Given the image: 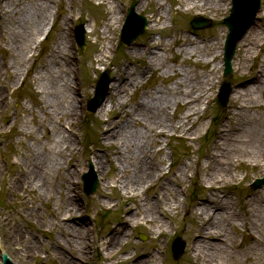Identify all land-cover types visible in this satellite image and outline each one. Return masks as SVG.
<instances>
[{"label":"bare ground","instance_id":"6f19581e","mask_svg":"<svg viewBox=\"0 0 264 264\" xmlns=\"http://www.w3.org/2000/svg\"><path fill=\"white\" fill-rule=\"evenodd\" d=\"M30 1L20 20H16L15 15L19 0H4L0 5V50L6 51L8 57L0 61V112L8 105L4 91L10 81L14 82L16 76L19 79L20 71L27 74L24 70L30 59L27 55L36 35L47 24L50 4L60 0ZM100 1L107 7V22L96 43L103 38L108 39V43L102 51L99 50L96 64L106 66L111 63V39L107 34L122 24L124 13L120 4L115 3L119 0ZM173 1L186 14L198 12L204 16H216L229 8L228 0ZM134 10L137 13L148 10L150 15L146 17V25L150 33L145 42L128 47L126 52L130 58L127 64H114L115 78L108 82V93L101 104L104 106L108 100L105 116L113 114L111 119L108 116L100 123L99 136L104 154L93 149L89 151L96 176L98 179L102 176L103 180L98 182L102 187L98 196L107 197L110 184L105 182L106 176L112 167L115 168L112 179L121 190L124 215L110 227L109 235L91 240L90 218L76 194L71 168L77 146L72 132L81 115L78 88L72 84L77 80L73 63L75 54L69 36L74 17L73 11L63 14L62 11L57 12L56 7L53 22L58 19L57 36L48 51L49 59L41 63V70L37 72L36 80L41 82L37 91L42 97L38 103L40 116L33 109L29 110L31 120L39 126L37 132L41 137L34 131L33 125L20 122L24 126L17 130L18 134L27 138L30 144L24 143L22 138L17 140L22 145L18 151L22 162L14 172L9 173L4 186V191L17 201V206L10 211L0 210V228L5 229L0 238L4 240L2 246L7 250L6 255L19 257L25 262L39 259L37 263H41L52 259L56 264H91L92 252L103 249L107 252L106 259H112L108 264H158L161 259L160 241L154 238L168 233V220L183 208L186 216L193 220L191 226L184 222L180 224V229L187 232L190 240V264L232 263L235 259L233 249H238L240 245H235L231 235L237 223L248 232H257L252 244L245 249V260L251 264H264V189L260 194L243 198L247 206L244 203V209L239 208L242 213L236 210L235 202L223 191L228 182L240 179L236 170L241 162H249L257 171L264 169V29L261 22L264 0L255 14L256 19L252 20L254 22L246 25L244 35L236 40L228 61L236 81L231 85L228 96L226 122L218 127L202 161L184 162L177 168H172L170 162L167 170L160 157L162 148H156L161 145L160 138L177 131L187 139L195 138L200 130L199 121L204 116L201 106L211 99L212 89L218 82V69L227 70V65L225 61L223 64L220 61V65L214 63L198 73L195 69H182L173 62L166 76L172 78L170 85L145 90L137 101L129 102L125 96L128 90H137L145 83L148 77L145 69L151 73L157 68L161 59L157 49H162L165 55L172 51L170 44L164 46V42L154 38V34L161 29L157 25L169 20L171 8L166 9L163 0H139ZM83 25L88 34L93 32L86 23ZM177 37V34L172 37V43L178 47L176 53H182L185 58L207 55L212 52V45L219 48L213 52V60L217 55L225 54V44L220 48L218 34L214 36V43L206 38L200 41L184 34ZM237 49L239 55L230 63ZM131 58H145L144 66L133 71ZM164 59L167 60V57L164 56ZM22 66L23 69L20 68ZM220 89L226 92L223 85ZM180 106L184 107V112L178 117L175 111ZM12 120L10 128L22 121L17 112ZM2 174L0 169L1 179ZM261 177L264 181V174ZM191 178L198 181L201 194L198 201L187 208L183 205L184 191ZM44 203L49 205V219L44 217ZM33 220H36L35 224L31 223ZM23 223L30 231L23 228ZM138 224L145 225L153 238L149 241L152 248H140L137 253L135 247L129 250L124 246L130 242L132 230ZM38 229L47 234L43 235L47 240L41 239Z\"/></svg>","mask_w":264,"mask_h":264},{"label":"rangeland","instance_id":"374dc122","mask_svg":"<svg viewBox=\"0 0 264 264\" xmlns=\"http://www.w3.org/2000/svg\"><path fill=\"white\" fill-rule=\"evenodd\" d=\"M3 1L4 0H0V5L3 3ZM132 1L134 0L115 1V3L120 4L124 13L122 24L126 17L128 7ZM135 1L136 3L139 2V0ZM228 1L230 7L231 0ZM262 1L263 0H260V6L262 5ZM100 2V0H60L59 2H53L50 4V16L48 18L47 24L44 30L36 35L34 42L31 45V49L27 55L28 58L30 57L27 66H25L26 68H24V70L27 71V74L25 75L20 71V78L18 79L17 76L15 77V81L17 83L15 84V81H10L8 89L4 91V97L7 99L8 105L4 111L0 112V124L2 125V128L0 129V169L1 174L3 173V178H0V210L10 211L14 206H17V201L4 191V186L5 182H7L9 178V173L14 172V170L17 169L16 167H18V165L22 162V158L18 152L22 148V145L18 144L17 140L22 138V140L25 141L24 143L30 144V141L27 138L25 139L18 134L17 130L24 126L23 123L20 122L24 121L29 126L33 125L34 131H36L38 136L41 137L40 132H37L39 126L36 122L34 123L31 120L32 118L30 116L29 110L33 109L35 113L40 116L38 103L42 97L39 95V93H37V91L40 90L39 85L41 82L40 79H36L38 78L37 72L41 70V63L46 62L49 59L48 51L53 45L54 39L57 36L58 19L53 22V15L55 13L56 7L57 12L62 11L63 14H69L71 11H73L74 20L70 23L72 25L70 26L69 36L73 44L72 51L75 54L73 63L77 73V80H75L72 84L78 88L77 96L80 99L78 101V105L81 109V115L78 119L77 125L75 126V130L72 132L74 134L73 137L76 139L77 146L73 156V165L71 168L74 172L73 177H75L74 184L77 187L76 194L79 196L81 206L85 207L87 210V216L90 218L88 225L91 230V240L94 238L99 240L103 236L109 235L110 227L116 225L124 215V202L122 201V193L120 188L116 183L113 182L112 179L116 173L114 167L108 171L105 180V182H109L110 184V189L107 190V197L98 196L99 191L102 190L100 185L97 186L93 194L88 196H86L82 190V174L89 171L91 167L96 176V170L94 168L89 151L93 149L101 155L104 154V146L102 145L101 138L99 136L101 119H106L108 116L111 119L113 115L109 114L107 117L105 116L106 114L104 112H106L109 106L108 100L105 101L104 106H101V108H104L103 110L100 108L97 113L95 112L93 114L87 112L86 102L93 95L94 84L99 74L103 70L108 69L110 81H113L115 78V72L113 71L114 64H127V60L130 58L126 52L128 47L134 43L141 41L145 42L148 39V34L150 33V30H148L146 27L144 33L135 41L127 46H123L119 42V32L122 26L121 24L117 29L111 30L107 34L111 39V48L109 51V59L111 63L106 64V66L96 64V58L100 54L99 50L102 51L104 46L108 43V39L104 38L101 41L98 40L99 42L96 43L98 35L102 33L103 30H105L107 22V7L103 4H100ZM30 3V0H19V6L17 5L18 9L15 14L17 17L16 20L21 19V16L27 11ZM163 4L166 9H168V7L171 8V13L168 14L169 20L167 19L163 25H157L161 29L158 31L159 33L154 34V38L155 40H160L162 43L164 42V46H166V44H170L172 46V51L169 50L165 55L162 49H157L159 55H161V59L157 63V68L152 70L151 73L148 72L149 70L147 71V69L144 68L146 70L145 75H148V77L141 88L132 92L131 90H128V94L125 96V98H127L129 102L137 101L139 97L143 96L145 90L149 91L153 87L170 85L172 83V78H167L166 76L168 73H170L168 70L174 64L173 62H175L176 65L178 64V67H181L182 69H195L194 71L202 73L204 70H207L206 68H210L214 63L220 65V61H222V54L217 55L215 60H213V52L219 50L218 46L214 47L213 45L211 48L212 52H209L207 55H203L202 57L194 56L189 59L185 58L182 53H176L178 47L173 45L172 37L177 34V38H180L182 34H184L190 38H196L200 41H204L206 38L211 43H214L216 42L214 36L218 34L220 37L221 48V45H223L222 41H224L225 35L227 33L226 27L222 24V18L228 14L229 8L222 14L216 16L208 14L204 16L198 12L192 14L182 13L178 9L180 8L179 4L175 3L173 0H163ZM140 14L144 15L145 18L150 15L148 10L143 11ZM196 16L208 19L210 21L209 26L204 28H192L191 21ZM257 21H259V19H257ZM261 22L264 29V17L261 19ZM79 23H86L87 27L93 30V32H90L89 34L86 32V47L83 52L77 48L73 38V27ZM222 32H225V34ZM29 44H31V40ZM260 54L262 55V52ZM237 55H239L238 49L236 50L232 61ZM164 56L167 57V60L164 59ZM7 58L6 51L4 52L3 50H0V61L2 59L7 60ZM130 60L133 61V63L130 64L131 67H133V71L137 67L144 66L145 58H131ZM196 61H199V63ZM206 61H209V63L205 64ZM20 68L23 69V66ZM222 70L223 69L221 68L218 69L216 78V80L218 79V82H216L214 88L212 89L213 94L211 95V99L208 103L204 102L201 106V108L204 109V116L199 121L200 130L196 133L195 138L187 139L182 137V133L178 131L173 132L172 135H168L167 137L160 138L161 145L156 146V148H162L160 157H162L165 170L168 169L170 162L172 163V168H177L184 162L189 164L190 162H194L195 159L202 161L205 154L211 147L218 127L222 122H226V110L229 105V100L226 107L223 109L219 108L216 103V94L223 79ZM235 76L236 75L232 69V72L228 77L231 85H233L234 81H236ZM16 112L19 114V118H21L22 121L16 122V125L13 128H10V124L13 121L12 117L16 115ZM183 112L184 107L180 106L176 109L175 115L179 117ZM189 168L191 169V167ZM236 172L238 173L237 176H239L240 179L237 182H228L225 185L223 191L225 195H229L235 202V208H237L236 210L242 213V210H240L244 209L242 205L245 203L247 206L246 202L243 201V198H245L247 195L254 196L255 194H260L263 191L264 183L260 187L254 189L251 188L250 184L255 178L263 176L264 169L257 171L255 168L251 167L249 162L243 161ZM191 175L192 172L190 171L189 177H191ZM97 181H103L102 176L99 179L97 178ZM200 194L201 188L198 184V181H196L194 178H191L185 187V200L183 205H186L187 208H190L198 201ZM192 195L193 199L191 198ZM48 206L49 205L47 203H44L42 205V210L45 212L44 217L49 219L51 217L47 213ZM131 206L133 207L134 205ZM181 222H184L187 226H191L193 224L192 218H188L186 216V212H184L183 208L179 209L175 217L168 220V223L170 224L168 233L154 238V240L157 242L160 241L159 245L161 252L159 253V256L161 259L158 264H190V240L188 238L187 232L180 229ZM31 223L35 224L36 220H33ZM27 227L28 225L23 223V228L27 231H30L27 229ZM38 230L41 239L47 240L46 237L43 236L47 234L43 233L40 229ZM4 233L5 229L0 228V236H3ZM140 235L142 239L140 238ZM231 235L234 238L235 245L240 244L238 249H233V253L235 254L234 261L236 264H251L248 260H245L244 253L247 246L252 244L256 238L257 232L254 233L253 230L248 232V230H244L239 225V223H237L235 232L234 230H231ZM176 236L182 238V240L185 242V247L181 256L178 259H173L171 253V242ZM152 238L153 237L148 234V229L146 226L143 224H138L132 230L130 242L124 247L125 249L129 250L135 247L137 253L139 252L140 248L148 250L152 248L149 244V241ZM1 242L0 256L3 251H7L2 246L4 240L1 239ZM134 242H137V244ZM106 253L107 252L103 249H100L99 251L94 250L91 254L90 263L108 264L112 259H106ZM42 256H45V253H42ZM10 258H12L11 260L15 261V264H36L37 261H39V259H32L25 262L22 261L21 258L13 257L12 255H10ZM234 261L232 263L229 261L226 264H234ZM37 264H56V262H54L52 259H46L44 262Z\"/></svg>","mask_w":264,"mask_h":264},{"label":"water","instance_id":"95a60500","mask_svg":"<svg viewBox=\"0 0 264 264\" xmlns=\"http://www.w3.org/2000/svg\"><path fill=\"white\" fill-rule=\"evenodd\" d=\"M234 4H235L234 8L231 12L232 14L229 15L224 20V23L228 26L230 30L229 35L227 37V42H226V53L225 54L227 55V58L225 62L227 65V70H225V75L230 71V66H229L228 61H229L230 56L232 55L234 44L236 40L241 36V34H243L246 28V25H248V23L253 19L254 14L259 6V0H249V3L245 5L247 7L244 9L241 8L242 5L238 4V0H234ZM134 5L135 3H132V5L129 8L126 24L121 33V41L126 44L131 42L134 38H136L139 34H141L146 25L145 18L138 14H135ZM248 7L249 9L246 11ZM195 24L200 25L201 24L200 20H195ZM75 37H76L78 46L81 48V50H83L84 44H85V36H84V30H83L82 25L76 28ZM108 82H109V77L107 74L102 75L100 79L97 81L96 87H95L96 89L95 95L88 102L89 111L94 112L96 108L101 104L102 100L104 99L107 93L106 87H107ZM225 90L226 92L222 91L221 93L223 94L220 95L221 104L223 106L230 92V86L225 85ZM84 180H85L86 193L89 194L90 192H93L97 185L95 178L87 174L85 175ZM262 182H263L262 180L259 181V183H262ZM1 243L2 242L0 238V245ZM174 249H175L174 256L176 258L183 249V243L179 239H176V241L174 242ZM5 254H6V251H5ZM7 256L9 257V255ZM13 262L15 263L14 260ZM2 264H12V263L8 260V258L5 255H3Z\"/></svg>","mask_w":264,"mask_h":264}]
</instances>
